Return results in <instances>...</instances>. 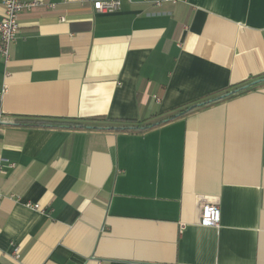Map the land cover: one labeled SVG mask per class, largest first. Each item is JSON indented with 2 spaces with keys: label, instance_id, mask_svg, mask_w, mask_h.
Listing matches in <instances>:
<instances>
[{
  "label": "crops",
  "instance_id": "1",
  "mask_svg": "<svg viewBox=\"0 0 264 264\" xmlns=\"http://www.w3.org/2000/svg\"><path fill=\"white\" fill-rule=\"evenodd\" d=\"M38 1L0 59V264H264V0Z\"/></svg>",
  "mask_w": 264,
  "mask_h": 264
},
{
  "label": "built area",
  "instance_id": "2",
  "mask_svg": "<svg viewBox=\"0 0 264 264\" xmlns=\"http://www.w3.org/2000/svg\"><path fill=\"white\" fill-rule=\"evenodd\" d=\"M130 1V0H129ZM156 6L163 3H177L182 0H151ZM122 0H95L93 1V10L98 13H112L121 7ZM3 14L0 19V59L7 65L10 58V45L17 39L19 32L18 16L25 10H30L35 6L43 4L41 1L33 0H1ZM52 8L53 4H47ZM60 21L64 20L61 16ZM0 115V122H1ZM13 166V164H9ZM5 161L0 157V173L3 172ZM33 209H40L38 204H30ZM220 222V210L217 204L206 202L200 209L198 223L203 226L218 227ZM14 259L18 260L20 255L17 249L13 252Z\"/></svg>",
  "mask_w": 264,
  "mask_h": 264
},
{
  "label": "trees",
  "instance_id": "3",
  "mask_svg": "<svg viewBox=\"0 0 264 264\" xmlns=\"http://www.w3.org/2000/svg\"><path fill=\"white\" fill-rule=\"evenodd\" d=\"M256 85L250 86L248 88H243V87H237L236 89L232 90L231 92L228 91L227 94H229L228 97L231 98V96L237 95L244 93L248 90L254 89ZM221 96L213 97V98H208L204 99L198 103H194L190 105L189 107H186L185 109H181L177 115H171L168 117L167 120H171L176 118L177 116H181L188 111H193V110H200L202 108L211 106L215 104L217 101L221 100ZM96 118H91V119H78V118H64V117H44V116H22V117H15L14 122L16 124H21L27 127H38V128H43V127H71V128H88L92 127L90 126L91 123L89 121H93ZM156 125L155 123H150L148 125H145L143 129L151 127ZM110 129H115L114 127H110Z\"/></svg>",
  "mask_w": 264,
  "mask_h": 264
},
{
  "label": "water",
  "instance_id": "4",
  "mask_svg": "<svg viewBox=\"0 0 264 264\" xmlns=\"http://www.w3.org/2000/svg\"><path fill=\"white\" fill-rule=\"evenodd\" d=\"M263 80H264V78L257 79V80H255V81H253L251 84H255V83H258V82L263 81Z\"/></svg>",
  "mask_w": 264,
  "mask_h": 264
}]
</instances>
